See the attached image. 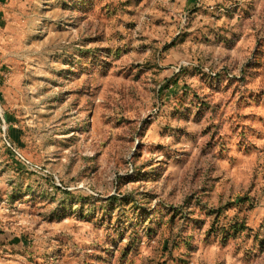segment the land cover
Masks as SVG:
<instances>
[{
	"label": "rangeland",
	"instance_id": "rangeland-1",
	"mask_svg": "<svg viewBox=\"0 0 264 264\" xmlns=\"http://www.w3.org/2000/svg\"><path fill=\"white\" fill-rule=\"evenodd\" d=\"M0 264H264V0H2Z\"/></svg>",
	"mask_w": 264,
	"mask_h": 264
},
{
	"label": "trees",
	"instance_id": "trees-1",
	"mask_svg": "<svg viewBox=\"0 0 264 264\" xmlns=\"http://www.w3.org/2000/svg\"><path fill=\"white\" fill-rule=\"evenodd\" d=\"M1 2H2V0H1ZM176 214V212L174 211L173 212V216ZM240 227L242 228V231H243V229L246 227L245 225H240V226H238L237 224H235V225H232L231 226V229L232 230H234V232L235 233H238V230L240 229Z\"/></svg>",
	"mask_w": 264,
	"mask_h": 264
},
{
	"label": "crops",
	"instance_id": "crops-1",
	"mask_svg": "<svg viewBox=\"0 0 264 264\" xmlns=\"http://www.w3.org/2000/svg\"><path fill=\"white\" fill-rule=\"evenodd\" d=\"M0 3H2V2H0Z\"/></svg>",
	"mask_w": 264,
	"mask_h": 264
}]
</instances>
